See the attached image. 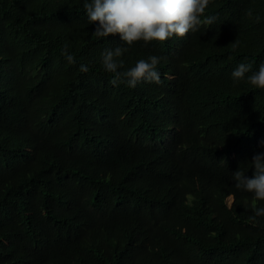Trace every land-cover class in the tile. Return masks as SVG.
<instances>
[{
    "label": "trees",
    "instance_id": "trees-1",
    "mask_svg": "<svg viewBox=\"0 0 264 264\" xmlns=\"http://www.w3.org/2000/svg\"><path fill=\"white\" fill-rule=\"evenodd\" d=\"M213 16L128 46L83 0H0V264H264V201L233 181L264 152V89L231 77L264 62V0ZM117 45L120 71L161 57V83L114 86Z\"/></svg>",
    "mask_w": 264,
    "mask_h": 264
},
{
    "label": "clouds",
    "instance_id": "clouds-1",
    "mask_svg": "<svg viewBox=\"0 0 264 264\" xmlns=\"http://www.w3.org/2000/svg\"><path fill=\"white\" fill-rule=\"evenodd\" d=\"M210 0H83V8L89 24L96 22L93 35L105 38L119 35L120 41L131 46L134 42L165 41L173 36L183 37L189 32L199 30L202 23L212 24L216 17H207L202 21ZM252 15L251 10L247 13ZM128 51L127 47L117 45L107 48L101 53V63L104 71L114 74L112 84H126L135 88L140 81L161 83L158 64L161 57L151 55L147 59H139L135 65L126 71H120L122 57ZM62 55L69 64L76 62L75 57L65 46ZM88 66L80 64L79 71L87 72ZM251 65L240 63L231 73L233 83L246 80L259 89H264V62H261L255 72H251ZM264 146V140L260 142ZM254 169L249 178L244 171L233 173L236 189L251 193L255 201H264V152L255 154L251 159ZM264 216V206L255 208L252 217Z\"/></svg>",
    "mask_w": 264,
    "mask_h": 264
},
{
    "label": "rangeland",
    "instance_id": "rangeland-1",
    "mask_svg": "<svg viewBox=\"0 0 264 264\" xmlns=\"http://www.w3.org/2000/svg\"><path fill=\"white\" fill-rule=\"evenodd\" d=\"M227 200H228V203H229V202H230V200H231V198H230V197H228V199H227Z\"/></svg>",
    "mask_w": 264,
    "mask_h": 264
}]
</instances>
